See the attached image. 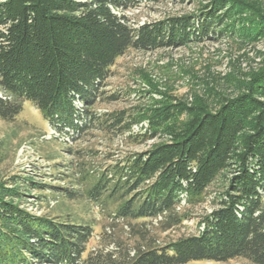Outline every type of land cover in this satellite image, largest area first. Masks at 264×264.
<instances>
[{"label":"trees","instance_id":"obj_1","mask_svg":"<svg viewBox=\"0 0 264 264\" xmlns=\"http://www.w3.org/2000/svg\"><path fill=\"white\" fill-rule=\"evenodd\" d=\"M137 2L0 0V119L14 120L30 101L53 129L73 139L92 129L123 133L136 120H147L149 130L136 138L155 139L163 130L168 139L104 167L71 160V172L61 176L66 186H55L60 195L128 224L162 216L169 228L188 216L177 211L183 199L199 202L215 177L229 171L217 207L202 217L199 233L162 244L144 238L133 254L86 255L91 221L77 212L35 214L23 205L24 192L0 184V264H186L239 258L264 264V69L244 92L214 111L165 102L128 123L125 110H95L99 100L119 98L116 93L106 97L104 87L112 66L128 51L184 46L229 31L237 35L249 31L248 23L240 30L239 20L226 25L235 7L214 0L196 16L134 25L125 12ZM261 24L257 35H264ZM183 114L188 118L182 120Z\"/></svg>","mask_w":264,"mask_h":264},{"label":"rangeland","instance_id":"obj_2","mask_svg":"<svg viewBox=\"0 0 264 264\" xmlns=\"http://www.w3.org/2000/svg\"><path fill=\"white\" fill-rule=\"evenodd\" d=\"M213 1L138 0L125 14L131 23L138 25L169 16H196ZM228 1L235 7V15L226 25L239 20L237 30L248 23V32L236 35L229 31L203 41L154 51H128L112 66L104 87L106 97L116 93L119 98L99 100L95 110L101 113L125 110L126 122L131 123L138 117L137 113L159 103L181 102L214 111L227 98L244 92L246 84L264 69V35H257L255 31L264 21V0ZM249 19L254 27L249 25ZM3 95L0 90V96ZM180 118L185 120L188 115ZM148 130L147 120H136L131 129L123 133L106 134L92 129L73 139L70 134H59L40 110L27 101L14 120L0 119V184L24 192L23 205L35 214L77 212L91 221L94 232L86 255L93 251L111 252L116 256L133 254L134 248L145 244L147 238H155L157 244H162L180 235L199 233L203 228L202 217L218 205L231 175L229 171L215 177L199 202L183 199L177 211L188 216L182 223L169 228L162 216L132 220L130 224L114 220L101 214L97 207L65 200L55 188L66 186L61 176L71 172L68 166L71 160L104 167L129 152L145 150L168 139L163 130L155 139L136 138ZM32 181L47 184V187H33ZM186 264L255 263L239 258L227 262L195 260Z\"/></svg>","mask_w":264,"mask_h":264}]
</instances>
